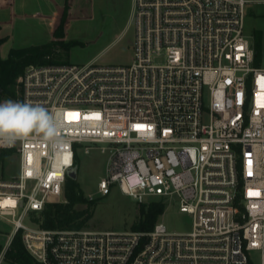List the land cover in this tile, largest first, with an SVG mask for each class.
Returning a JSON list of instances; mask_svg holds the SVG:
<instances>
[{"label": "built area", "instance_id": "built-area-1", "mask_svg": "<svg viewBox=\"0 0 264 264\" xmlns=\"http://www.w3.org/2000/svg\"><path fill=\"white\" fill-rule=\"evenodd\" d=\"M247 3L131 0L129 63L24 68L15 98L0 102L43 106L57 139L32 133L0 146L17 161V173L0 178V219L12 226L0 264L18 231L40 264H264V68L246 34ZM92 149L107 155L96 195L116 188L137 205L175 206L189 228L28 221L61 202L66 171Z\"/></svg>", "mask_w": 264, "mask_h": 264}, {"label": "rangeland", "instance_id": "rangeland-1", "mask_svg": "<svg viewBox=\"0 0 264 264\" xmlns=\"http://www.w3.org/2000/svg\"><path fill=\"white\" fill-rule=\"evenodd\" d=\"M68 1V0H67ZM66 1V2H67ZM45 22L42 25L33 24L31 28L19 27L11 21L7 24H0V31L11 32L0 38V74L5 73L14 63L21 61L25 56L39 53H51L53 58L57 48L69 52L61 60L70 61L73 64H85L95 59L99 65L127 64L131 61L133 43V27L129 28L117 39L125 20L131 11V0H105L102 7H97L87 18L69 20L68 31L74 35L69 40L78 44L73 47H53V41L65 40L64 36L57 38L51 34L50 22L60 24L68 17V5L51 3ZM264 0H248L245 7V29L250 37L255 56V36L259 38L260 57L257 59V66L264 68V54L262 55V44L264 38ZM65 24V22H64ZM3 27H2V26ZM54 27V29H55ZM53 29V28H52ZM53 29V30H54ZM78 170L77 182L86 196L92 194L95 203L89 207L91 218L83 228L93 230H135L140 219V210L148 203L137 205L130 197L123 195L118 189L113 188L104 197L96 195L97 181L104 176L107 155L92 149L89 154L80 153L77 156ZM17 173V161L12 154L6 156L0 163V178H9ZM64 203V196L61 197ZM77 210L87 208V205L78 203ZM28 221L30 219L28 218ZM156 221L162 222L170 231H184L189 228L190 220L185 215L177 212L175 206H163L161 214ZM26 222V221H25ZM12 233V226L5 220L0 219V243L2 246L7 237ZM6 264V263H3Z\"/></svg>", "mask_w": 264, "mask_h": 264}, {"label": "trees", "instance_id": "trees-1", "mask_svg": "<svg viewBox=\"0 0 264 264\" xmlns=\"http://www.w3.org/2000/svg\"><path fill=\"white\" fill-rule=\"evenodd\" d=\"M64 18L60 21V24L53 30V36L61 38L64 36ZM78 43L73 40L53 41V47L62 46L65 48L73 47ZM69 51L57 48L53 54L52 60L59 61L63 56H68ZM51 53H39L30 54L25 56L21 61L14 63L5 73L0 74V98L4 96L6 98H15V80L22 73L25 67L29 65H46L51 63ZM260 57V43L259 38L255 36V56L254 62L257 65V59ZM10 155L9 151L0 152V163L6 157ZM75 165L78 167L77 156L75 158ZM63 196L64 203H48L43 210L39 212H30L29 219L32 223L44 229H80L83 228L86 222L91 218V207L95 201H88L85 198L77 180H73L66 177ZM83 203L87 205V208L77 210L75 205ZM163 205L159 202H151L147 204V207L143 206L140 210V219L137 223L138 231H147L152 228L156 222V218L162 212ZM2 244L0 243V251ZM3 262L6 264H40L35 261L24 249L21 241V231H18L13 236L9 247L5 251Z\"/></svg>", "mask_w": 264, "mask_h": 264}, {"label": "crops", "instance_id": "crops-1", "mask_svg": "<svg viewBox=\"0 0 264 264\" xmlns=\"http://www.w3.org/2000/svg\"><path fill=\"white\" fill-rule=\"evenodd\" d=\"M56 1L58 3L68 5V17L64 24V38L65 40L69 41V38H72L74 36L68 31L69 20H73L75 18H87L88 16H91L93 11L97 9V7H102L105 0H0V24L4 25L8 22L11 23V21H14L12 23L16 24V26L25 28H31L33 24L42 25V23L45 22V20H43L42 18H45L46 13L51 10V3H54ZM258 9L260 10V12L264 13L263 9ZM129 18L130 14L125 20V23L121 31L118 33L116 39L129 28ZM49 24H51V27L54 29L56 22H50ZM52 28L51 34L53 31ZM2 32L3 31H0V38H2L4 35L3 40L7 39L5 38L6 35L11 33ZM263 54L264 38L262 44V55Z\"/></svg>", "mask_w": 264, "mask_h": 264}, {"label": "clouds", "instance_id": "clouds-1", "mask_svg": "<svg viewBox=\"0 0 264 264\" xmlns=\"http://www.w3.org/2000/svg\"><path fill=\"white\" fill-rule=\"evenodd\" d=\"M32 133L57 139L52 117L43 106L13 100L0 102V146L24 140Z\"/></svg>", "mask_w": 264, "mask_h": 264}, {"label": "water", "instance_id": "water-1", "mask_svg": "<svg viewBox=\"0 0 264 264\" xmlns=\"http://www.w3.org/2000/svg\"><path fill=\"white\" fill-rule=\"evenodd\" d=\"M78 167L75 165L66 171L67 178L76 180Z\"/></svg>", "mask_w": 264, "mask_h": 264}, {"label": "snow or ice", "instance_id": "snow-or-ice-1", "mask_svg": "<svg viewBox=\"0 0 264 264\" xmlns=\"http://www.w3.org/2000/svg\"><path fill=\"white\" fill-rule=\"evenodd\" d=\"M87 118V117H86ZM98 118V117H97Z\"/></svg>", "mask_w": 264, "mask_h": 264}]
</instances>
